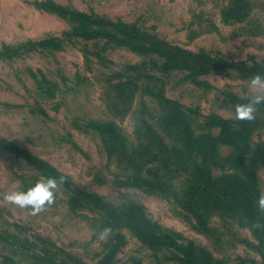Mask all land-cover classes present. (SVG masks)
I'll return each instance as SVG.
<instances>
[{
  "label": "rangeland",
  "instance_id": "1",
  "mask_svg": "<svg viewBox=\"0 0 264 264\" xmlns=\"http://www.w3.org/2000/svg\"><path fill=\"white\" fill-rule=\"evenodd\" d=\"M49 3L93 21L61 17L46 10ZM106 22L140 34L122 35ZM142 34L264 66V0H0V264H198L189 262L191 252L220 264H264V222L257 226L240 210L190 207L188 177L197 161L181 152L189 139L219 138L221 125L246 126L236 142L250 141L256 185L249 189L261 210L264 103L252 120L235 114L258 94L253 75L179 55L175 62L172 50ZM46 40L54 44L38 45ZM232 151L218 147L221 157ZM240 176L252 180L250 172ZM46 177L63 183L42 211L4 200ZM123 207L171 239L150 244L112 218Z\"/></svg>",
  "mask_w": 264,
  "mask_h": 264
},
{
  "label": "trees",
  "instance_id": "2",
  "mask_svg": "<svg viewBox=\"0 0 264 264\" xmlns=\"http://www.w3.org/2000/svg\"><path fill=\"white\" fill-rule=\"evenodd\" d=\"M46 8H48L46 9L47 11H54L61 17L73 16L93 21V18L87 14L70 11L60 6H54L53 3H49ZM105 24L110 26L114 31L120 32L122 35L128 37H132V33L140 34L139 31L133 28L129 29L125 24H115L113 22H106ZM142 37L144 40H148L150 43L160 48H165V50L169 51L172 50L171 58H173L175 62L180 60L179 57H176V55H179L180 58L188 57L192 59L194 63L202 65L205 68H236L238 70H245L248 74L253 76L257 73H264V66L262 65L247 66L244 62H228L224 59L212 58L206 53L193 54L178 47H171L166 42L158 40L152 35L142 34ZM53 44L54 41L52 40L38 43V45L44 48H48ZM209 120H217L218 122L222 121L220 118L216 117H212ZM221 127L222 133L219 138L215 139L210 133H206V135L200 139H189L182 144L181 152H187V156L194 157L193 159L197 161L191 165V171L189 173L190 177H188V204L192 209L203 208L204 211L213 208L228 214L240 210L244 216H248V218L252 219L254 224L258 226L261 222H264V210H259V212L256 210L258 206L256 205L254 198V188L252 191L249 189L250 185H256V175L250 160L251 158H249L251 150L250 141L247 138L242 142H236V137L244 135L247 131V127L243 124H237V122L234 125L231 124L228 128H225L222 125ZM220 143H224L233 148L230 156L221 157L219 155L218 147ZM138 147L142 148L143 152H146L149 144H143L141 141ZM161 147L166 148L162 145ZM239 147H244L243 154L237 152ZM152 148L155 153H158L159 144L158 148H156L155 145ZM174 155L176 157V150H174ZM170 159L171 156H169L167 160ZM32 160L34 159L32 158ZM38 163L40 166H46L44 163ZM173 164L179 165L178 160H175ZM213 167L220 170V175L221 173L222 175L214 177V171L212 172ZM186 169L188 170L190 167L188 166ZM241 170L250 172L252 180L249 181V178H242L240 176V173L242 172ZM114 210H116L117 213H113L111 215L112 218L122 220L127 225L135 227L137 230L141 231V233L147 237V241L150 242V244H163L165 241L171 239L169 235L158 234V232L153 230L149 225L144 227L143 224L148 222L143 213L135 212L134 209L125 207ZM198 222L203 225V218L198 220ZM193 261H198V264H220L211 254L204 255L202 253L198 254L191 252L189 262Z\"/></svg>",
  "mask_w": 264,
  "mask_h": 264
},
{
  "label": "clouds",
  "instance_id": "3",
  "mask_svg": "<svg viewBox=\"0 0 264 264\" xmlns=\"http://www.w3.org/2000/svg\"><path fill=\"white\" fill-rule=\"evenodd\" d=\"M251 86L257 93L246 104H238L235 107L236 118L239 120H252L255 118L256 105L264 103V94H259L264 90V73H257L251 78ZM63 183V177H46L35 182L27 190H13L4 194V200L10 204L19 206L21 209L30 208L33 214L43 210L46 205H51L55 199V190L58 184ZM259 205L264 210V196L260 197ZM110 229H105L101 238Z\"/></svg>",
  "mask_w": 264,
  "mask_h": 264
}]
</instances>
